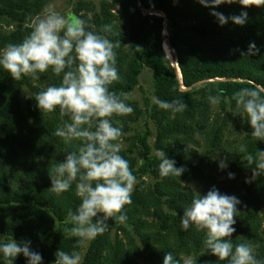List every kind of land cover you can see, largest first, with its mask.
<instances>
[{"label":"trees","instance_id":"1","mask_svg":"<svg viewBox=\"0 0 264 264\" xmlns=\"http://www.w3.org/2000/svg\"><path fill=\"white\" fill-rule=\"evenodd\" d=\"M49 2L0 0V23L13 29L0 32V49L19 43L31 31L28 18L42 14ZM243 3L248 7L237 0L212 9L198 0H100L99 11L88 9L93 10V20L80 16L88 30L102 35L103 26L111 25L108 38L120 41L115 52L121 79L110 86V91L128 94L127 103L133 108L129 115L114 117L124 133L122 139L126 138L130 124L144 113L130 98L144 69L153 71L157 99L181 100L187 105L172 118L169 112L156 104L151 106L145 99V110L155 125V149H162L185 172L180 177L159 175V161L152 156L148 143L150 132L136 139L144 157L141 167L137 168L132 150H121L137 180L152 176L159 182L148 191L133 192L132 203L126 206L125 223L138 236V243L130 232L129 242L123 245L112 241L106 231L92 241L82 264H163L165 252H172L182 264L179 254L190 249L198 254L204 249V234L194 228L183 231L180 226L183 209L193 195L185 192L182 184L194 181L203 184L202 195L214 187L221 194L239 199L235 232L230 239L234 244L257 246L254 254L264 264V177L245 183L251 177L250 166H254L248 164L247 155L255 161L258 152L264 151V141L250 136L252 129L232 99L241 88L264 86V0ZM86 6H79L77 13L80 15ZM212 11L225 17L247 12V21L243 27L230 21L220 26L210 15ZM166 30L170 34L167 40ZM250 42L260 52L241 56ZM166 43L174 52L177 68L167 58ZM60 79L49 70L38 83L42 86L46 80V87L58 86ZM200 84L202 87L195 89ZM46 87L34 86L31 77L14 81L0 69V236L17 243L29 241L30 248L40 253L43 264H55L58 250L80 252L79 238L67 231L71 227L67 212L75 211L80 199L74 186L61 195L49 191L51 167L55 162H63L74 146L65 145L53 135L61 123L58 111L41 113L36 107L35 94ZM209 95L221 97L217 104L220 112H214L215 105L207 100ZM232 127L239 130L234 141L229 137ZM241 144L246 147L244 153L239 151ZM189 145L201 147L203 153L197 154ZM220 160L227 162L225 170L218 169ZM228 173H233L234 179H228ZM154 211L158 224L145 220ZM216 260L205 250L192 264H215ZM14 264L27 261L18 256Z\"/></svg>","mask_w":264,"mask_h":264},{"label":"clouds","instance_id":"2","mask_svg":"<svg viewBox=\"0 0 264 264\" xmlns=\"http://www.w3.org/2000/svg\"><path fill=\"white\" fill-rule=\"evenodd\" d=\"M204 7L215 9L222 4H231L237 0H198ZM248 7L243 0H238ZM220 26L229 21L243 27L247 21V12L238 16L225 17L212 11ZM31 31L19 42L9 43L0 49V69H3L14 81L24 77L39 80L40 74L49 70L60 77L58 86L52 85L35 94L36 107L42 113H59L60 126L53 135L65 145H73L74 150L67 152L63 162H55L49 171L51 188L56 195L69 192L73 186L80 203L75 211L69 209L67 229L73 237L85 242L94 240L105 233L109 227L107 221L117 223L127 221L126 206L132 203V194L138 184L130 169L129 162L122 155L121 145L124 135L119 121L114 117H123L133 112L127 103L128 94L117 95L110 86L119 82L121 76L117 68L115 49L119 42L108 38L112 26L101 29L103 35L88 30L83 19L60 15L46 9L35 18H28ZM139 48V47H137ZM260 52L254 42H250L241 56H253ZM177 64V63H176ZM264 86L254 89L241 88L232 99L236 110L252 129L250 136L256 141H264ZM212 105L221 102V97L207 96ZM159 109L169 112L172 118L182 113L187 105L181 100L171 102L154 98ZM65 117L67 119H65ZM239 151L246 152L245 145ZM158 159V172L161 177H180L184 167L177 168L176 162L169 159L162 149H155ZM42 159V158H41ZM251 168V177L245 183L264 177V151L258 152L254 161L247 155ZM228 164L218 162V169L225 170ZM228 179H234L228 173ZM192 199L183 209L180 226L183 231L194 228L204 234L203 248L217 258L215 264H261L254 254L251 243H233L230 239L235 232L236 214L240 201L235 196L221 194L212 188L200 195L189 185ZM173 215H177L173 212ZM18 256H23L27 264H43L39 252L30 248L29 241L17 243L12 238L0 237V260L3 264H14ZM55 264H82L83 257L78 251L55 253ZM163 264H179L172 252H165Z\"/></svg>","mask_w":264,"mask_h":264},{"label":"rangeland","instance_id":"3","mask_svg":"<svg viewBox=\"0 0 264 264\" xmlns=\"http://www.w3.org/2000/svg\"><path fill=\"white\" fill-rule=\"evenodd\" d=\"M86 4V8H84V11L81 12L79 15L77 13V8L81 5ZM93 9L96 11L100 10V0H50L48 5L45 7L44 11L46 9H51L59 13L60 15L64 16H73V17H79L81 15H86L89 17V19L93 20L94 15H93V10H88V9ZM119 8V7H118ZM43 11V12H44ZM114 13L118 15L117 10H114ZM12 28H7L6 26L2 25L0 23V32L2 33H8L9 31H12ZM166 40L169 38V30H166L164 32ZM167 42V41H166ZM167 43L165 44V51L167 58L169 59L171 65L175 68L176 65V60L174 58V52L168 48ZM170 49V50H169ZM171 52V53H170ZM172 55V56H171ZM171 59H170V57ZM173 57V58H172ZM173 59L175 61H173ZM48 73V72H47ZM47 73H42L40 74V77H46ZM45 79V78H44ZM46 80H44V84L42 86L38 83V80H33V85L36 87H41L44 88L46 87ZM203 84H200L195 87V89H199L202 87ZM183 90H186L185 88ZM26 97L30 96V93L27 92ZM131 101L136 103L142 110H143V115L141 117H137L134 123H131L129 126V131L126 135L125 139H122V145H121V150L124 151H129L132 150L134 153V158L136 159L137 163V168L141 167L144 163V157L141 152V148L139 144L137 143V137L139 136H144L147 132L151 133V136L148 138V143L152 148V156L155 157V143H156V135H155V125L153 120L149 117V113L146 112L145 110V99H148L150 101V105L153 106L155 105L154 103V98L157 99L155 95V87H154V74L153 71L150 69H144L143 72L141 73L139 77V86L134 90V92L130 96ZM214 112L218 113L220 112V107L218 105L214 106ZM232 135H229L230 140L234 141L237 139L239 130L236 129L235 127H232ZM202 143V141H201ZM189 147L197 152V154L201 155L203 153L201 147H197L195 145H189ZM158 180L152 176H144L138 179V184L135 186V191H139L140 189H143L145 191H148L152 188H154L158 184ZM191 185L196 192H198L200 195L203 194L204 192V187L203 184L197 181L191 182V183H183V190L185 192L189 191L188 186ZM165 206V205H164ZM145 220L149 221L150 223L158 224V217L155 215V211L152 215V217L146 218ZM109 229L107 230L110 238L112 241H119L123 245H126L129 242V236L128 233L130 232L134 239H136L138 243V236L134 233V231L131 229L129 231V228L126 223H117L113 222L112 220L107 221ZM3 237V236H0ZM5 239V238H4ZM93 240L90 241H85L81 243L80 246V254L82 255L83 259L88 252L90 245L92 244ZM254 248V253H255ZM194 250H191L187 253H181L179 254L180 260L182 261V264H192L193 260L201 254L205 253V249H201L198 254L193 252ZM83 263V261H82Z\"/></svg>","mask_w":264,"mask_h":264},{"label":"bare ground","instance_id":"4","mask_svg":"<svg viewBox=\"0 0 264 264\" xmlns=\"http://www.w3.org/2000/svg\"><path fill=\"white\" fill-rule=\"evenodd\" d=\"M170 57V56H169ZM170 59H171V57H170Z\"/></svg>","mask_w":264,"mask_h":264}]
</instances>
